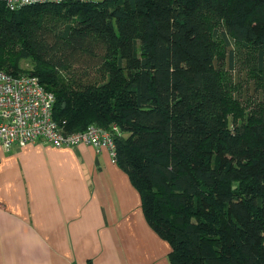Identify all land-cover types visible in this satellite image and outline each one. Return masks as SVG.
<instances>
[{"label": "trees", "instance_id": "trees-1", "mask_svg": "<svg viewBox=\"0 0 264 264\" xmlns=\"http://www.w3.org/2000/svg\"><path fill=\"white\" fill-rule=\"evenodd\" d=\"M242 56L264 86V0L0 1V69L38 77L63 132H113L171 264H264V102L228 118Z\"/></svg>", "mask_w": 264, "mask_h": 264}, {"label": "crops", "instance_id": "crops-1", "mask_svg": "<svg viewBox=\"0 0 264 264\" xmlns=\"http://www.w3.org/2000/svg\"><path fill=\"white\" fill-rule=\"evenodd\" d=\"M108 148L0 146V264H171Z\"/></svg>", "mask_w": 264, "mask_h": 264}, {"label": "built area", "instance_id": "built-area-1", "mask_svg": "<svg viewBox=\"0 0 264 264\" xmlns=\"http://www.w3.org/2000/svg\"><path fill=\"white\" fill-rule=\"evenodd\" d=\"M15 10L45 0H0ZM55 96L30 74L15 75L0 69V146L33 144L39 140L55 147L81 144L108 148L116 160L114 134L95 124L76 132H63L53 119Z\"/></svg>", "mask_w": 264, "mask_h": 264}, {"label": "rangeland", "instance_id": "rangeland-1", "mask_svg": "<svg viewBox=\"0 0 264 264\" xmlns=\"http://www.w3.org/2000/svg\"><path fill=\"white\" fill-rule=\"evenodd\" d=\"M254 62L242 56L236 62L235 69L228 72L229 78L236 86L233 95L235 102H230L231 111L228 113L230 121L234 119L238 123L246 122L254 114L257 104L264 102V86L259 84L258 77L253 74L257 71ZM22 66L30 68L31 64L23 62Z\"/></svg>", "mask_w": 264, "mask_h": 264}]
</instances>
